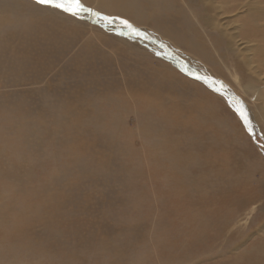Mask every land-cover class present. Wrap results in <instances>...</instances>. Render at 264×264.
<instances>
[{"label":"rangeland","instance_id":"rangeland-1","mask_svg":"<svg viewBox=\"0 0 264 264\" xmlns=\"http://www.w3.org/2000/svg\"><path fill=\"white\" fill-rule=\"evenodd\" d=\"M182 1H167L169 10H157L154 14L149 9L142 10V16L145 14L141 19L142 23H136L131 16L100 12L94 4L89 6L83 1L87 7L100 13V17L85 13L82 18L77 19L38 6L33 0H0V149L4 150L2 152L6 157L7 153L10 154L5 160L15 166V172H11L12 174H19L17 166L29 165L27 180L22 177L20 181L13 182L16 184L10 190L5 189L4 193L2 192L6 197L4 201L7 208L4 207L9 209L8 212L16 202V215L21 214L28 218L13 224L9 222L8 213L7 217L4 215L8 223L0 227L1 262L264 264V119H260L264 101L257 99V94L253 95V92L260 93V89H264V74L258 75L260 82L249 89L253 75L258 73L257 56H254V61L244 69L240 64H236L237 59L230 55L231 52H228L227 64L213 55L215 58L211 64L217 67L212 68L182 48V42L186 40L182 29L186 22H181L179 28L170 22L162 23L163 16L176 15L177 11L184 9L185 2ZM136 2H148L147 8L155 4L154 0ZM216 4L219 8L221 1ZM196 5L200 8L199 4ZM238 10L239 8L235 9L234 13H238ZM219 15V25L226 24L225 20L231 17L221 13ZM103 16L113 18V23L102 19ZM246 16L243 15L242 18ZM116 18L128 20L141 35H135L124 28ZM242 18L240 20H244ZM241 22L236 20L235 24L229 26L233 35L236 28L243 24ZM261 23H264V20ZM199 26L204 27L200 23ZM170 38H175L174 41L179 43L180 47L173 44ZM241 42L238 38L235 46L245 49L246 52L253 44L246 45L243 42V45H239ZM116 50L125 52L130 58L124 54V58L116 55L119 53ZM209 56L204 57L208 60ZM131 58L143 66L175 74L185 81L203 87L212 98L219 100L224 110L218 119L221 121V126L219 121L218 127L222 128L212 134L215 136V142L220 141L223 147L218 150L220 154L212 156L211 159L214 162H211L213 169H226L221 171L222 177L219 174L216 178L214 175L218 172L214 171H189L191 176H207L204 179L209 185L206 184L203 196H195L208 200L207 203L210 204L207 210L203 211L206 227L198 225L201 220L198 210L192 204V198L187 196V192L179 188L178 178H172L168 168L150 159L151 156L155 159L154 154L151 147H147L148 144L144 142V136L138 131L142 129L145 120L143 112L141 114L144 118L137 115V112L141 111L140 108L133 105L122 107L117 113L119 118L113 127L109 124V114L103 112V102L107 95L105 90L108 86L117 85L116 88H120L123 76L126 81L132 82L140 75L139 72H134V67L130 65L134 63ZM115 95L116 93H113V96ZM69 101L76 106L81 104L86 115L89 118L92 116V121L90 119L91 122L88 120V123H80L79 127L72 128L74 131L66 129L65 126L59 128L56 120L63 118L67 113L75 117L79 111L75 106L70 111H65L63 105ZM237 101L239 104H236ZM234 104L237 107L243 105L245 116L252 127L251 135L245 126L244 118L235 111ZM91 112H94V115ZM184 116L193 122L190 112L185 111ZM156 117L154 116V123L162 125L161 121L157 123L159 119ZM24 119L29 122L27 125ZM191 122L190 124L195 125ZM28 124L29 140L34 141L35 145L31 148L29 146V159L26 161L27 155L20 160L23 150L15 143L14 138L15 134L24 133ZM162 128L166 130L168 127L163 125ZM70 136L73 137L72 140L75 138L79 141L78 144L84 139L83 142L90 146L83 144L80 152L77 151L76 158L81 160L76 159L78 163L70 167L71 172L65 169L69 168L65 161L70 159L67 157L68 146L72 148ZM172 137L169 133L167 140L173 141L176 146L173 145V149L185 152L184 137ZM204 138V135H193L191 142L196 146V150L208 143ZM71 151L74 152L75 149L72 148ZM62 153L67 158H64ZM233 161H236L237 165ZM99 162L104 163V167L99 168ZM93 167H97L98 172ZM213 187L218 188L216 192ZM207 191L211 192L208 194ZM54 195L56 196L53 197ZM12 196L14 201L10 199ZM23 197L28 199L24 200ZM50 197H53L54 201ZM55 201H58L57 204H54ZM16 204L20 207L19 210ZM190 206L193 209H190ZM24 237L29 240L24 242ZM12 258L15 261H11ZM6 259L9 262H6Z\"/></svg>","mask_w":264,"mask_h":264},{"label":"bare ground","instance_id":"bare-ground-1","mask_svg":"<svg viewBox=\"0 0 264 264\" xmlns=\"http://www.w3.org/2000/svg\"><path fill=\"white\" fill-rule=\"evenodd\" d=\"M82 1L86 5H89V6H91V5L94 4L95 7L100 10V12L103 11V12H105L107 14L117 13V14L124 15V16H129V17L131 16L133 19H135V22L136 21L137 22H141L142 17L145 15V14H143V16H142V14L140 13V11H142V10L149 9L150 12L152 14H154L155 11H157V10L166 11V10H169V7H170V6L168 7V5L166 4L167 1H170V0H154V3L155 4L152 5V7L149 6V8H147V3L148 2L146 4H142V3L136 2V0H82ZM176 1H178V0H176ZM183 1L185 2V6L183 7L184 9L177 11V14L176 15L169 16L170 14H168V15L163 16V20L164 21L162 22V23H164V22H167V23L170 22L171 25H176L177 28H179L181 22H186L185 23L186 26H184V28L182 29V30H184L182 33L185 36L186 40L184 42H182L181 47L187 49V51L190 54L197 56L200 60L208 63L210 66H212V68H216L217 67V66L216 67H213L214 65L211 64V62H213V58H215V56L217 57V59L219 58L221 62L227 64L228 63L227 60H228V57H229V53L231 52L230 55H233V58L234 59H237L236 64H240V66H243L244 69H246L249 66V63H251L252 60L254 61V56L255 57L257 56L258 57V59H257L258 60L257 61V64H258V66H257L258 73H257L256 76L253 75L254 78H252V76H251V78L253 79V81H251V83L247 82V83L251 84V85H248L249 86V89H250V87H252L254 85H257L260 82V77L258 75H260L261 73L264 74V23H261V21L264 20V0H220L221 1L220 7H219L220 10H219V8L217 7V4H216V3H219V0H218V2L217 1H213V0H183ZM174 2H172V3H174ZM195 4H199L200 8L197 7V5L195 6ZM177 8H179V6H177ZM237 8H239V10L237 11L238 13L235 14L234 11ZM181 9H182V7H181ZM208 13H211V14H208ZM220 13L231 16L230 18H227L225 20L226 21V24L225 23L222 24V25H219L218 24L219 23L218 22L219 21V16H220L219 14ZM161 14H163V12ZM243 15H247L248 17L247 16H246L247 18L246 17H243L244 20H240V18H242ZM221 16H224V15H221ZM236 20L239 23H240V21H242L243 24H241L240 26H238L236 28V33L233 35V33L231 32L229 26L232 25L233 23L235 24L236 23ZM199 23L202 26H204V27H200L199 26ZM136 25H138V24H136ZM153 28H154V26H153ZM163 35H165V34H163ZM62 36H64V35H62ZM176 36L178 37V35H176ZM238 38H239V40L242 41L239 45H241V44L243 45L244 44L243 42H245L246 45L253 43L251 45V47L249 48V50H247V52H246L245 49H241V48H238V47L235 46V43H237ZM73 39H75V38H73ZM73 39H71V40H73ZM170 40H172V43L173 44H175L176 46L180 47V44L179 43L177 44V42L174 41L175 38L174 39L173 38H170ZM7 41H8V39H7ZM89 47H90V45H89ZM128 48H126V53H128L127 52ZM116 51L119 52V53H116V55H120L121 57L124 58V56H123V54H124L127 57H129L125 52H121L120 50H116ZM111 52H113V51H111ZM207 55H210L209 58H208V60H206V58H205ZM213 55H215V56H213ZM230 58H231V56H230ZM131 59H132L131 61L132 62L134 61V63H132L130 65H132V67H134V69H135L134 72L137 71V72H139L140 75H138L137 78L134 81L130 82V81H126L125 80V77L123 76V73H122V76H123V78H122L123 80L122 81H123V83L122 84L119 83L120 84V88H118V87L116 88L117 85H115L113 87L108 86L107 90H105L106 93H107V95H105L106 96V98L104 99L105 102H103V109L105 108V110L103 112L109 114V117H110L109 124H110V127H113L114 124H116V122H117V120L119 118V116H117V113L120 112V109H122V107L126 108V107H131V105H133V107H135V108H140V110H141L140 112L139 111L138 112L135 111V112L138 113L137 114L138 116L144 118L143 114H141L143 112L144 115H145V120H144V123L142 125V129H138V131H139V134L141 136H144V142L146 144H148L147 147H151V152L154 154L155 159H153L152 156L150 157V159L152 161L157 162L158 164H160V165L165 166L166 168H168L169 171L171 172L170 175H172L171 176L172 178H174V177L178 178L179 185H180L179 188H181L184 192H187V196L190 197V198H192L191 202H192V204H194L196 210H198V214H199L198 216L201 219L199 221V224L198 225H200V227H203V225L205 226V224H204V219L205 218H204L203 211L205 212L207 210V207L210 204L207 203L208 200L206 201V199H200V198H196V197H197V195L199 196V194L200 195L202 194V196H203V194L205 192L204 190H205V187H206V184H207V183H205V179L204 178H206L207 176L205 177V175L200 174V173H199L200 174L199 176H195L196 174L194 176H191L190 175V172L191 171L194 172V171H197V170H199V171H203V170L214 171V173L215 172H218L217 174L215 173V175H214V176H216V178H218V175L221 173V171L222 170H226V169H220L219 170L218 167H216V168L213 169L212 166H211L212 156H214V157L216 155L218 156L220 154L219 151H218L219 148L220 147H223L220 141L218 142V140H217V142H215L216 141L214 139L215 136L213 137V135L220 128V127H218V122L220 121L218 119H219L220 114H222V112H224V110H223L222 106L220 105L219 100H216V99L212 98V96L203 87H200L199 85L194 84L192 82L185 81L183 78H180L179 76H177L175 74L168 73L166 71H161L160 69H154L153 67H150V66H143L136 59H133V58H131ZM140 66H143V67H140ZM127 70L128 69H126V72H127ZM112 88H114V89H112ZM260 90H261L260 93L259 92L258 93L253 92V95L257 94V96H255V97L257 99H263V101H264V89H260ZM101 93L102 92H100V95H101ZM113 93H116V95L113 96ZM80 103H82V101ZM63 106H64L63 109L65 111H70L74 106L75 107H78L79 108V111L76 113V116L75 117H71L67 113V115L63 116V118H61L59 120H56V123H57V125H59V128H60V126H65L66 129H68L70 131L71 130L74 131L75 129H72V128H75L76 126L79 127V124L82 123V122L85 123V121L88 123L90 121V119L92 118L91 115H90L91 116L90 118H89L88 115H86V111L83 110L81 104H78L76 106L71 101H69L66 104H64ZM93 106H95V105H93ZM92 108H91V111H92ZM98 111H99V109H98ZM185 111L190 112V119L195 123L196 126L190 124L191 121L190 120L188 121L187 120L188 118L184 116ZM93 113L91 112L92 115H94ZM121 113H123V112H121ZM154 116H157L156 118L159 119V120H157V123H160V121H161L163 124L160 125V126L159 125H156L154 123ZM261 117H262V119H261ZM95 118L98 119L97 116ZM92 119H91V121H92ZM260 119L261 120L264 119V106L262 107V110L260 112ZM102 120H104V119H102ZM24 121H26V120L24 119ZM27 122L28 121H26L24 123L27 125ZM193 122H191V123H193ZM35 123H36V121H35ZM140 123H141V120H140ZM163 125L164 126H167L168 128L166 130H164L162 128ZM219 125L221 126V121H220V124ZM110 127H108V128H110ZM66 129H64V130H66ZM112 129H114V128H112ZM223 129H225V128H223ZM100 130H101V128H100ZM222 132H224V131H222ZM169 133H171L173 135V137H177V136H183L184 137V139L186 140V146H185V149L186 150H185V152H182L180 150L179 151L178 150H174L175 149L174 147H176V146L173 144V141L172 140H167V136H168ZM69 134H71V133H69ZM36 135H38V134H36ZM75 135H77V134H75ZM193 135H195L196 137L198 135L199 136L200 135L201 136L204 135L205 136L204 139H207L208 140V143L205 146H203V145L201 146L200 145L201 143L199 142L200 144L199 143L198 144L201 147L196 150V146L191 142L193 140ZM81 136H82V133H81L80 137ZM34 137H32V138H34ZM57 137H58V134H57L56 138ZM71 137L72 136H70V139H71ZM14 139H15V143L17 145H19L22 148V150H23L22 151V155L20 157V160H21V158H23L24 156L27 155L28 157H26V161H28V159H29V146L31 148V146L34 147V145H35V142L34 141H32V140L30 141L29 140V124L27 126V130L24 133H17V134H15V138ZM34 139H36V138H34ZM176 139H178V138H176ZM57 140H59V139H57ZM83 140H82V143H80V144H78L79 141H76L75 138H74V140L71 141V143H72L71 146H72V148L75 149L74 152H72L71 151L72 148L70 146H68L69 149H67V151H69V152H67V157L68 158L70 157V159H67V161H65L66 162L65 165L66 166H69V168L68 167H65V165H63V167H65V169H69L70 172H71L70 167H73L72 165H75L76 162L78 163V161L81 160V159L78 160L76 158V155L78 156L77 151H78V153L80 152V149H82L83 144L85 146H89V145H87V143H84ZM181 141L182 140H180V142ZM54 142H56V141H54ZM59 143L60 142H58V145H59ZM231 143H232V141H231ZM173 145H174V147H173ZM55 146H57V145H54V147ZM63 147H65V146H63ZM61 149L62 150L65 149L66 150V148H61ZM2 151H4V150L3 149H0V227L1 226H5L8 223V221L5 219V217H7V215H6L7 213H8L9 222L10 223H13V224H14V222H18V221H26L25 219L28 218V217L22 216L21 214L20 215L19 214L16 215L17 214L16 213V210H15V209H17L15 207V203L16 202H14L12 208L9 207L11 210L8 212L9 209H6L7 207H6V203L4 201V199L6 197L3 195V193H4L3 190H5V189H6L5 191H7V189L10 190V188H12L14 184H16V183L13 184V182L20 181V179L22 177H25L26 178V176L29 174V165L22 164L20 166H17V168L19 169V174L18 173L17 174H15V173L12 174L11 172L14 171L15 166H13L12 164H9L5 160V158L9 157L10 154L7 153L8 156L6 157V155ZM57 152H58V150H57ZM63 156H64V154H63ZM63 156H61V157H63ZM210 156H211V158H210ZM65 157H66V155L64 156V158ZM71 158H72V160H71ZM59 159H60V157H59ZM76 159L78 161H76ZM238 160H240V159H238ZM238 160H237V162H239ZM22 161H24V159H22ZM196 162H199V164L197 163L198 164L197 165ZM233 162H236V161H233ZM237 162H236L235 165H237ZM25 163H27V162H25ZM80 163H79V166H80ZM212 163H214V162H212ZM103 164L104 163L99 162L98 163L99 168L101 166L104 167ZM91 165H94V164L91 163ZM226 165L227 164H225V166ZM216 166H218V165H216ZM97 167L96 168L93 167V168H95L94 170L98 172V170H97L98 168ZM78 168L80 169V167H78ZM133 168H135V167H133ZM105 169H106V167H105ZM208 169H210V170H208ZM227 169H228V167H227ZM231 170H232V168H231ZM99 171H100V169H99ZM70 172H69V174H70ZM66 174H67V172H66ZM72 175H73V173H72ZM214 176H213V179H214ZM221 177H222V175H221ZM25 178H23V179H25ZM241 178H243V177H241ZM210 179H212V177ZM222 179H224V178H222ZM26 180H27V178H26ZM61 180H63V178ZM208 181H210V183H211V180L208 179ZM79 182H80V180H79ZM212 182H214V181H212ZM58 183H61V182H58ZM25 184H26V182H25ZM207 185H209V184H207ZM24 187H26V186H24ZM225 187L226 186H224V188ZM20 188L22 189V187H20ZM58 188H59V186H58ZM15 189H16V187H15ZM216 189H218V188H216ZM216 189L214 188V192H216L215 191ZM63 190H65V188ZM69 190H71V189H69ZM220 190H221V188H220ZM222 190H224V189H222ZM21 191H23V190H21ZM23 192H25V191H23ZM210 192H208V194ZM217 192H218V190H217ZM7 193H6V195H7ZM50 193H52V192H50ZM13 196H15V195H13ZM13 196L10 199H12L14 201L15 199L13 198ZM55 196L56 195H54L53 197H55ZM53 197H50V198H53ZM33 198H35V197H33ZM22 199H24V200L26 199L27 200L28 198H24L23 197ZM48 199H49V197H48ZM197 199H199V200H197ZM17 200H19V199H17ZM30 200H31V198H30ZM45 201H43V202H45ZM53 201H54V198H53ZM57 202L54 203V204H57ZM194 202H196V203H194ZM38 204H39V202H38ZM20 205L23 206L22 204H20ZM61 205H62V203H61ZM16 206H17V204H16ZM17 207H18V210H19L20 207L19 206H17ZM23 208L24 207H22V210H23ZM191 208L192 207L190 206V209ZM27 210H29V209L27 208ZM20 212H22V211H20ZM4 215H6V216L4 217ZM23 215H24V213H23ZM196 222H197V220H196ZM10 228H11V226H10ZM45 229H47V228H45ZM49 229L50 228H48V230ZM60 229H62V228H60ZM53 230H55V229L53 228ZM15 232H17V231H15ZM0 237H2V236H0ZM18 239H19V237H18ZM23 240H24V242H27V240H29V238L28 237H24ZM21 241H22V239H21ZM14 242L16 244V241H14ZM52 245H53V243H52ZM19 246H21V245H19ZM27 247H28V244H27ZM61 248H63V247H61ZM109 248L111 249V247H109ZM9 249H7V250L9 251ZM59 250H60V248H59ZM98 250L100 251V249H98ZM99 251H98V253H99ZM15 252H17V249H16ZM17 254H18V252H17ZM67 254L69 256V253H67ZM20 257H21V255H20ZM83 258H85V257H83ZM83 258H82V260H83ZM110 258L112 260V258H113L112 255H111ZM7 259H9V257ZM15 259H17L16 256H15ZM82 260H80V261H82ZM11 261H15V260L12 258ZM6 262H9V261L7 260ZM23 263L24 262H22V264ZM0 264H9V263H5V262H1L0 261ZM10 264H16V263L15 262H11ZM83 264H85V262Z\"/></svg>","mask_w":264,"mask_h":264},{"label":"snow or ice","instance_id":"snow-or-ice-1","mask_svg":"<svg viewBox=\"0 0 264 264\" xmlns=\"http://www.w3.org/2000/svg\"><path fill=\"white\" fill-rule=\"evenodd\" d=\"M33 2L38 6L49 8L77 19L82 18V14L85 13L100 17V13L93 11L90 7H87L82 0H33ZM101 18L106 20L108 23H113V18L111 17L103 16ZM116 19L120 20V23L124 26V28L129 29L135 35H141L140 31L136 29L128 20L123 18ZM217 91H219V89H217ZM236 104H239V101H237ZM236 104H234L233 107L235 108V111L239 113L242 118H244L245 126L248 128V132L251 135L252 127L250 121L245 116L243 105L237 107Z\"/></svg>","mask_w":264,"mask_h":264}]
</instances>
